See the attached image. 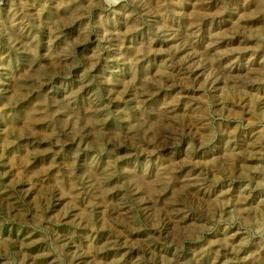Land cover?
<instances>
[{
	"label": "rangeland",
	"instance_id": "1",
	"mask_svg": "<svg viewBox=\"0 0 264 264\" xmlns=\"http://www.w3.org/2000/svg\"><path fill=\"white\" fill-rule=\"evenodd\" d=\"M0 38V264H249L264 0H0ZM227 233L236 252L209 244Z\"/></svg>",
	"mask_w": 264,
	"mask_h": 264
},
{
	"label": "bare ground",
	"instance_id": "2",
	"mask_svg": "<svg viewBox=\"0 0 264 264\" xmlns=\"http://www.w3.org/2000/svg\"><path fill=\"white\" fill-rule=\"evenodd\" d=\"M10 1V0H9ZM34 1V0H33ZM79 1V0H78ZM112 2H116L117 0H111ZM200 1V0H199ZM248 1H250V0H248ZM101 2V1H100ZM217 2V1H216ZM168 3V2H167ZM247 3V2H246ZM163 4V3H162ZM259 4V3H258ZM24 5H25V3H24ZM156 5V4H155ZM158 5V4H157ZM168 5V4H167ZM178 5V4H177ZM220 5V4H219ZM218 5V6H219ZM206 6H207V3H205V2H200L199 3V9L200 10H204L205 11V8H206ZM157 7V6H156ZM201 7V8H200ZM17 9V8H16ZM155 9V8H154ZM20 10V9H19ZM22 10H23V8H22ZM60 10V9H59ZM156 10V9H155ZM198 10V9H197ZM245 10V9H244ZM62 11V10H61ZM178 11V10H177ZM159 12V11H158ZM215 12V11H214ZM219 12V11H218ZM221 12V11H220ZM237 12V11H236ZM182 14V13H181ZM191 14V13H190ZM206 14V13H205ZM263 14V13H262ZM129 15V14H128ZM183 15V14H182ZM70 16V15H69ZM68 16V17H69ZM126 16V15H125ZM201 16V15H200ZM222 16V15H221ZM7 17V16H6ZM184 17H185V15H184ZM229 17V16H228ZM255 18H257V17H255ZM63 19V18H62ZM159 19V18H158ZM200 19V18H199ZM233 20V19H232ZM231 20V21H232ZM195 22V21H194ZM262 22V21H261ZM133 22H131V24H132ZM52 24V23H51ZM136 24V23H135ZM189 24H190V22H189ZM131 25H129V27H130ZM191 26H193L192 24H191ZM231 26H232V24H231ZM239 28V27H238ZM50 29V28H49ZM88 29V28H87ZM113 29V28H112ZM127 29V28H126ZM135 29H136V27H135ZM240 29V28H239ZM246 29V28H245ZM208 30V29H207ZM241 30V29H240ZM216 31V30H215ZM228 31V30H227ZM22 33V32H21ZM213 33V32H212ZM53 34V33H52ZM84 34V33H83ZM54 35V34H53ZM211 36V35H210ZM8 38V37H7ZM219 38H220V34H217L216 36H215V40H213L214 41V43L216 42V41H218L219 40ZM1 39V38H0ZM181 39V38H180ZM188 39V38H187ZM57 40V39H56ZM148 41V40H147ZM14 42V41H13ZM56 42V41H55ZM63 44H64V42H63ZM147 44H149V43H147ZM205 45V44H204ZM210 45V44H209ZM82 46V45H81ZM150 46V45H149ZM166 46V45H165ZM213 46V45H212ZM240 46V45H239ZM20 47H22V46H20ZM33 47V46H32ZM205 47V46H204ZM57 48H59V47H57ZM148 48V47H147ZM167 48V47H166ZM170 49V48H169ZM175 49V48H174ZM46 50H49V49H46ZM143 50V49H142ZM172 50V49H171ZM230 50V49H229ZM65 51V50H64ZM67 51L68 50H66V53H67ZM156 51V50H155ZM235 51V50H234ZM251 51V50H250ZM48 52V51H47ZM73 52V51H72ZM143 52V51H142ZM151 52V51H150ZM204 52V51H203ZM15 53H16V50H15ZM29 53V52H28ZM216 53V52H215ZM30 54V53H29ZM37 54V53H36ZM66 55V54H65ZM213 56V55H212ZM211 56V57H212ZM220 57V56H219ZM237 57V56H236ZM26 58V57H25ZM34 58V57H33ZM59 58H61V57H59ZM69 58H71V57H69ZM93 58V57H92ZM222 58V57H221ZM32 59V58H31ZM132 59V58H131ZM138 59V58H137ZM260 59V58H259ZM127 60V59H126ZM166 60V59H165ZM230 60V59H229ZM246 60V59H245ZM249 60V59H248ZM31 61V60H30ZM37 61V60H36ZM67 61V60H66ZM131 61V60H130ZM215 61V60H214ZM28 62V61H27ZM43 62V61H42ZM26 63V62H25ZM36 63V62H35ZM39 63H40V61H39ZM54 63V62H53ZM62 63V62H61ZM137 63V62H136ZM197 63V62H196ZM235 63V62H234ZM250 63V62H249ZM259 65L261 66V69H264V58L263 59H260L259 60ZM224 64V63H223ZM251 64V63H250ZM215 65V64H214ZM235 65V64H234ZM64 66V65H63ZM166 66H168V63L166 64V63H161L160 64V69H162L164 72H165V68L164 67H166ZM49 67V66H48ZM52 67V66H51ZM225 67H228V66H225ZM232 67V66H231ZM167 68H169V66L167 67ZM166 68V69H167ZM207 69V68H206ZM244 70H243V72H244V74L245 75H248V74H251L250 73V71H251V68L250 67H248V66H245V68H243ZM45 70V69H44ZM178 70V69H177ZM162 71V72H163ZM196 71V70H195ZM160 72V71H159ZM177 72V71H176ZM198 72V71H197ZM223 73H230L231 72V70H224L223 69V71H222ZM255 72V71H254ZM23 73V72H22ZM42 73V72H41ZM26 75V74H25ZM146 75V74H145ZM184 75V74H183ZM135 76V75H134ZM165 76H167V75H165ZM159 77V76H158ZM163 78H164V74H163V76H162ZM173 77V76H172ZM176 77V76H175ZM182 77V76H181ZM223 77V76H222ZM224 78V77H223ZM21 79V78H20ZM32 79V78H31ZM35 79V78H34ZM132 79V78H131ZM130 79V80H131ZM227 80V79H226ZM33 81V80H32ZM90 81V80H89ZM118 81V80H117ZM144 81V80H143ZM161 81V80H160ZM173 81V80H172ZM258 81V80H257ZM30 82V81H29ZM83 82V81H82ZM130 82H132V81H130ZM180 82V81H179ZM244 82V81H243ZM248 82H249V80H248ZM12 83V82H11ZM20 83V82H19ZM169 83V82H168ZM183 83H184V81H183ZM197 83V82H196ZM21 84V83H20ZM34 84V83H33ZM133 84V83H132ZM229 84V83H228ZM30 85H32V84H30ZM79 85V84H78ZM138 85V84H137ZM197 85V84H196ZM241 85V84H240ZM15 86H17V85H15ZM155 86V85H154ZM182 86V85H181ZM242 86V85H241ZM5 87V86H4ZM23 87V86H22ZM87 87V86H86ZM90 87H91V85H90ZM122 87V86H121ZM165 87V86H164ZM19 88V87H18ZM88 88V87H87ZM147 88V87H146ZM5 89V88H4ZM121 89V88H120ZM154 89V88H153ZM174 89V88H173ZM249 89V88H248ZM258 89V88H257ZM16 90V89H15ZM170 90V89H169ZM263 90V89H262ZM11 91V90H10ZM87 91V90H86ZM92 91V90H91ZM29 92V91H28ZM75 92H73L72 94H74ZM94 93V92H93ZM96 93V92H95ZM164 93V92H163ZM262 93V92H261ZM33 94V93H32ZM67 94V93H66ZM4 95V94H3ZM5 95H8V94H5ZM251 95H252V93H251ZM9 96V95H8ZM20 96V95H19ZM72 96V95H71ZM202 96V95H201ZM254 96L256 97V105L257 106H260V108H261V110H262V112H263V114H264V95H262V96H260L259 95V93L258 94H254ZM5 97H7V96H5ZM18 97V96H17ZM89 97V96H88ZM148 97V96H147ZM155 97V96H154ZM166 97V96H165ZM220 97H222V96H220ZM15 98V97H14ZM10 99V98H9ZM38 99V98H37ZM36 99V100H37ZM15 100V99H14ZM163 100V99H162ZM17 101V100H16ZM46 101V100H45ZM180 101H181V99H180ZM218 101V100H217ZM9 102V101H8ZM93 102V101H92ZM96 102V101H95ZM50 103V102H49ZM164 103V102H163ZM39 104V103H38ZM49 105V104H48ZM58 105V104H57ZM172 105V104H171ZM221 105V104H220ZM234 105V104H233ZM73 106V105H72ZM168 107V106H167ZM173 107V106H172ZM177 107V106H176ZM64 108V107H63ZM69 108V107H68ZM103 108V107H102ZM187 108V107H186ZM198 108V107H197ZM11 109V108H10ZM235 109V108H234ZM237 109V108H236ZM246 109V108H245ZM49 110V109H48ZM54 110V109H53ZM65 110V109H64ZM69 110V109H68ZM145 110V109H144ZM162 110V109H161ZM199 110V109H198ZM202 110V109H201ZM86 111V110H85ZM195 111H197V110H195ZM234 111V110H233ZM43 112H45V111H43ZM47 112V111H46ZM45 112V113H46ZM72 112V111H71ZM70 112V113H71ZM80 112V111H79ZM95 112H96V110H95ZM144 112H146V111H144ZM140 113V112H139ZM165 113V112H164ZM202 113V112H201ZM232 113V112H231ZM235 113V112H234ZM239 113V112H238ZM94 113H92V112H90V111H86V112H84V115H83V117L85 118V121L86 122H91V123H97L98 121H101L100 119H98L96 116H94L93 115ZM147 114V113H146ZM162 114V113H161ZM165 115V114H164ZM196 115V114H195ZM261 115V114H260ZM160 116V115H159ZM194 116V115H193ZM233 116H234V114H233ZM172 117V116H171ZM189 117V116H188ZM262 117V116H261ZM177 118V117H176ZM40 119V118H39ZM35 120V119H34ZM103 120V119H102ZM170 120H171V118H170ZM181 120V119H180ZM196 120V119H195ZM83 121V120H82ZM82 121H80V124H81V122ZM104 121V120H103ZM129 121V120H128ZM252 121V120H251ZM77 122V121H76ZM172 122V121H171ZM177 123V122H176ZM54 124V123H53ZM137 124V123H136ZM149 125H150V123H148ZM158 124V123H157ZM80 126V125H79ZM145 126V125H144ZM74 127H76L75 125H74ZM86 127V126H85ZM157 127V126H156ZM92 129H94L93 127H92ZM96 129H97V127H96ZM153 129V128H152ZM43 130V129H42ZM77 130V129H76ZM102 130V129H101ZM100 130V131H101ZM65 131V130H64ZM80 131V130H79ZM83 131V130H82ZM98 131V130H97ZM242 131V130H241ZM77 132V131H76ZM86 132V131H85ZM137 132V131H136ZM150 132V131H149ZM145 133V132H144ZM46 134V133H45ZM238 134V133H237ZM28 135V134H27ZM35 135H36V133H35ZM93 135V134H92ZM227 135V134H226ZM38 136V135H37ZM8 137V136H7ZM167 137V136H166ZM232 137V136H231ZM239 138V137H238ZM96 139V138H95ZM247 140V139H246ZM8 141V140H7ZM232 141V140H231ZM228 142V141H227ZM242 142V141H241ZM166 143H168V142H166ZM6 144V143H5ZM234 144V143H233ZM172 145V144H171ZM240 147V146H239ZM231 148V147H230ZM222 149V148H221ZM228 149V148H227ZM249 149V148H248ZM230 150V149H229ZM219 151V150H218ZM231 152L233 153V152H235L234 151V149H232L231 150ZM249 152V151H248ZM244 154L245 152L242 150V152H240V155L241 154ZM184 154V153H183ZM222 154V153H221ZM257 155V154H256ZM263 155V154H262ZM190 156V155H189ZM261 158V157H260ZM258 156L256 157V156H246L245 158H244V160L243 161H246V162H248L247 163V166H251V165H253L254 163H255V161H257V162H259L260 163V165L258 166V169L259 170H264V158H262V160H258V159H260ZM157 159V158H156ZM238 159H240V157L238 158ZM25 160V159H24ZM173 161V160H172ZM207 161V160H206ZM225 161V160H224ZM237 161V160H236ZM5 162V161H4ZM215 162L217 163V165L219 166V164H218V160H215ZM239 162H241V161H238V163ZM92 164V163H91ZM112 165V164H111ZM113 166V165H112ZM90 167H92V166H90ZM209 167V166H208ZM161 168V167H160ZM252 168V167H251ZM85 169V168H84ZM198 169V168H197ZM233 169V168H232ZM183 170V169H182ZM185 171V170H184ZM97 172V171H96ZM125 172V171H124ZM260 172V174H262L261 173V171H257V172H255V173H259ZM102 173H103V178L104 179H108V171H107V169H102ZM247 174V173H246ZM91 175V174H90ZM129 175V174H128ZM128 175H127V177H128ZM188 175V177L186 176V179H187V181L191 184V185H193V186H196L197 187V185H199V183H198V179H197V177H195L194 175H190V174H187ZM200 176V175H199ZM86 177V176H85ZM89 177V176H88ZM143 177V176H142ZM90 178V177H89ZM102 179V178H101ZM146 179V178H145ZM158 179V178H157ZM170 179V178H169ZM256 179V178H255ZM160 180V179H159ZM158 180V181H159ZM60 181H61V179H60ZM101 181V180H100ZM156 181V180H155ZM201 181V180H200ZM207 183V182H206ZM97 184V183H96ZM95 184V185H96ZM165 184V183H164ZM173 184V183H172ZM112 185V184H111ZM148 185H150V184H148ZM202 185V184H201ZM93 186V185H92ZM142 186H143V184H142ZM159 186H161V185H159ZM164 186V185H163ZM162 187V186H161ZM165 187V186H164ZM117 188V187H116ZM169 189V188H168ZM209 189V188H208ZM35 190V189H34ZM261 190V189H260ZM116 191V190H115ZM174 191V190H173ZM199 191V190H198ZM237 191V190H236ZM196 192V191H195ZM245 192V191H244ZM258 192V191H257ZM152 193V192H151ZM173 193V192H172ZM211 193V192H210ZM210 193H208V194H210ZM17 194V193H16ZM257 194V193H256ZM264 194V193H263ZM158 196V195H157ZM203 196V195H202ZM254 196V195H253ZM264 196V195H263ZM99 197H100V195H99ZM122 197V196H121ZM154 197V196H153ZM219 197V196H218ZM155 198V197H154ZM158 199V198H157ZM226 199V198H225ZM129 201V200H128ZM132 202V201H131ZM152 202V201H151ZM211 202V201H210ZM61 203V202H60ZM234 205H235V211H236V214L237 215H239V216H242L245 220H250V221H255L257 224L259 223V219H260V216L262 217L263 215H264V197H258V198H251V197H246V198H244V199H241V200H235L234 202ZM156 205V204H155ZM127 206V205H126ZM168 206V205H167ZM172 206V205H171ZM222 206H223V204L220 206V208H222ZM104 207V206H103ZM109 208V207H108ZM166 208V207H165ZM168 209V208H167ZM123 210V209H122ZM142 210V209H141ZM70 215V214H69ZM74 215V214H73ZM189 215V214H188ZM230 215V214H229ZM72 216V215H71ZM175 216V215H174ZM179 216H181V215H179ZM218 216V215H217ZM219 216H221V215H219ZM223 217V216H222ZM259 217V218H258ZM134 218V217H133ZM140 218V217H139ZM192 218V217H191ZM224 218V217H223ZM77 219V218H76ZM195 219V218H194ZM198 220V219H197ZM196 220V221H197ZM75 221V220H74ZM175 221V220H174ZM184 221V220H183ZM195 221V220H194ZM182 222V221H181ZM200 222V221H199ZM48 223V222H47ZM107 223V222H106ZM183 223V222H182ZM256 223H254V224H256ZM136 224V223H135ZM252 224H253V222H252ZM193 226V225H192ZM242 226V225H241ZM250 227V226H249ZM260 227V226H259ZM258 227V228H259ZM169 228V227H168ZM264 228V227H263ZM233 230V229H232ZM21 231V230H20ZM240 231V230H239ZM71 234V233H70ZM91 236V235H90ZM95 236V235H94ZM213 236H214V234H213ZM242 236L243 235H241V233H237V234H222L221 236H217V237H215V238H213V240L210 242L209 241V244L211 245L212 244V246H214L215 248H218V249H223L225 252H236V250L237 249H239L240 248V246H239V243L237 244L236 243V238H239V239H241L242 238ZM100 237V236H99ZM194 237V236H193ZM73 239V238H72ZM148 240V239H147ZM244 240H246V239H244ZM27 241V240H26ZM30 242H31V240H30ZM73 243V242H72ZM69 244V243H68ZM83 244H84V242H83ZM207 244V243H206ZM36 245V244H35ZM30 246V245H29ZM75 246V245H74ZM86 246V245H85ZM206 246V245H205ZM67 247V246H66ZM70 247V246H69ZM68 247V248H69ZM73 248V247H72ZM91 248V247H90ZM242 248V247H241ZM101 249V248H100ZM159 249V248H158ZM167 249V248H166ZM165 249V250H166ZM215 250V249H214ZM116 251V250H115ZM253 256H252V259L251 260H249V264H264V240H261V241H259L254 247H253ZM28 252V251H27ZM114 252V251H113ZM32 253V252H31ZM35 253V252H34ZM98 253V252H97ZM99 253H101V252H99ZM175 253V252H174ZM172 254V253H171ZM177 254V253H176ZM176 254H172V259H176V260H178V261H182V264H230L231 262H228V261H220V260H217L218 258L217 257H215V255L214 256H212L208 261H205L204 259H202V258H200V257H194L193 259H191L190 261H187V260H185L183 257H181V256H178V255H176ZM185 254V253H184ZM38 255V254H37ZM182 255H183V253H182ZM239 255V254H238ZM48 256V255H47ZM114 256H115V254H114ZM171 256V255H170ZM39 258V257H38ZM79 258V257H78ZM224 258H225V256H224ZM241 258V257H240ZM86 259H88V258H86ZM112 259V258H111ZM221 259V258H220ZM239 259V258H238ZM173 260V261H174ZM227 260V259H226ZM105 261V260H104ZM44 262V261H43ZM127 262V261H126ZM56 263V262H55ZM125 263V262H124ZM133 263V262H132ZM40 264V263H39ZM53 264V263H52ZM80 264V263H79ZM117 264V263H116Z\"/></svg>",
	"mask_w": 264,
	"mask_h": 264
}]
</instances>
